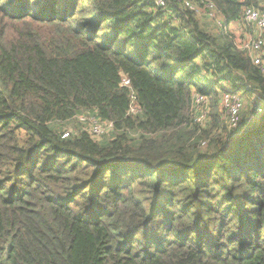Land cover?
Masks as SVG:
<instances>
[{
  "label": "trees",
  "instance_id": "obj_1",
  "mask_svg": "<svg viewBox=\"0 0 264 264\" xmlns=\"http://www.w3.org/2000/svg\"><path fill=\"white\" fill-rule=\"evenodd\" d=\"M152 1L0 0V264H264V74ZM208 1L242 27L255 5ZM229 91L251 125L218 126ZM78 115L110 134L66 131Z\"/></svg>",
  "mask_w": 264,
  "mask_h": 264
},
{
  "label": "built area",
  "instance_id": "obj_2",
  "mask_svg": "<svg viewBox=\"0 0 264 264\" xmlns=\"http://www.w3.org/2000/svg\"><path fill=\"white\" fill-rule=\"evenodd\" d=\"M180 1V0H153V7L157 10L161 9L167 15H171L170 10L167 8L168 2ZM246 0H241L244 2ZM199 4L194 0H183L182 4L184 8L196 14V16L206 17V19L215 25V29L221 32H228L231 34L232 30L228 28V25L224 22V18L217 11L215 5L208 0H198ZM172 17V16H171ZM238 23L234 22L233 24ZM241 24L245 28V37L234 36V43L239 50H244L248 54L251 62L264 74V0H255V5L245 6L241 18ZM234 28V26H233ZM232 35V34H231ZM233 36V35H232ZM123 85L129 86V81L123 79ZM225 85V83H221ZM200 99L204 97L197 96ZM195 97V101L197 100ZM258 99V98H256ZM255 99V100H256ZM244 96L236 92H225L222 95L221 101L223 102L224 109L227 114V125L229 128H237L239 125L240 113L243 109ZM256 102V101H255ZM254 104V103H253ZM253 106V105H252ZM255 117L262 113V107L253 106ZM92 119L88 128L90 134L94 138H100L105 135L112 128L111 123L101 122L96 117H89ZM69 133L62 134V138L68 137Z\"/></svg>",
  "mask_w": 264,
  "mask_h": 264
},
{
  "label": "rangeland",
  "instance_id": "obj_3",
  "mask_svg": "<svg viewBox=\"0 0 264 264\" xmlns=\"http://www.w3.org/2000/svg\"><path fill=\"white\" fill-rule=\"evenodd\" d=\"M204 24H206L208 26L209 23L204 22ZM197 100H199V101H195V99H194L193 105L191 106V111H192L191 117L193 119L192 122L196 126H203L205 124H209V122H211V119L209 121V114H210L209 112H211L210 111L211 108L209 107L210 101L208 99H206L205 97L201 98V99L199 97H197ZM243 101H244L243 102V109L240 113V118L242 117V120L246 119L247 125H251L252 121L255 122V120H256V117L254 114L255 112L250 107L251 106L250 105L251 99L244 98ZM220 104H221L220 105L221 107L219 106V110L216 112L219 115L218 121H217L218 126L222 127V126L227 125L228 121H227L226 110L224 109V106H223V102L221 101ZM133 110H135V108H133ZM76 120L82 122L84 124V126H87L85 129L89 130L88 126H89L90 122H92V119L91 118L88 119L86 116L83 117V116L78 115V117H77V119H75V121L72 120L70 122H67L66 124H63L62 126H64L66 131H71L72 133L76 132L77 129L82 127L81 124H78V122ZM219 127L217 129L221 130V128H219ZM109 134L110 133L108 132L105 136H108ZM222 138L226 139L227 137L222 136Z\"/></svg>",
  "mask_w": 264,
  "mask_h": 264
},
{
  "label": "crops",
  "instance_id": "obj_4",
  "mask_svg": "<svg viewBox=\"0 0 264 264\" xmlns=\"http://www.w3.org/2000/svg\"><path fill=\"white\" fill-rule=\"evenodd\" d=\"M172 17H174V16L172 15ZM200 20L202 22L204 21V22L209 23L208 26L205 24L206 27H208V29H207L208 31L213 32V34L217 32V30L215 29V25L212 22L208 21L206 19V17H200ZM233 26H234V28H233ZM228 28H230L232 30L231 34L233 36H235V37H238L236 35V33H238L239 34V37H241V38L246 36L245 35V33H246L245 28L242 27L241 25H239L238 23H235V24L230 23V25H228Z\"/></svg>",
  "mask_w": 264,
  "mask_h": 264
}]
</instances>
